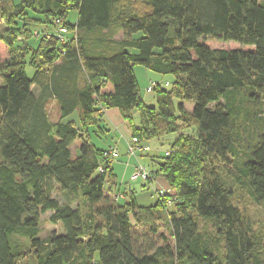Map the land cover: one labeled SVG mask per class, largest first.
Segmentation results:
<instances>
[{
    "label": "trees",
    "instance_id": "16d2710c",
    "mask_svg": "<svg viewBox=\"0 0 264 264\" xmlns=\"http://www.w3.org/2000/svg\"><path fill=\"white\" fill-rule=\"evenodd\" d=\"M9 4L0 10L11 17L0 34V264H264V235L236 193L264 205V0H0ZM72 11L75 26L66 22ZM56 20L67 29L63 42ZM207 39L253 50H212ZM134 67L172 77L145 88L156 83L155 107L140 96ZM109 109L142 144L186 123L195 129L152 158L147 182L128 180H166L169 194L155 193L152 206L119 183V154L104 156L116 146L93 143L108 133ZM74 112L80 129L62 123ZM46 212L62 233L40 240ZM159 223L173 248L137 251L134 230L157 236Z\"/></svg>",
    "mask_w": 264,
    "mask_h": 264
},
{
    "label": "rangeland",
    "instance_id": "374dc122",
    "mask_svg": "<svg viewBox=\"0 0 264 264\" xmlns=\"http://www.w3.org/2000/svg\"><path fill=\"white\" fill-rule=\"evenodd\" d=\"M2 7L4 9V12L6 9L11 11V5L10 4L9 5H0V10L2 9ZM77 15H78V13L76 11L69 12L67 17H66V22L71 26H75L76 21H77ZM2 17H4V16H2ZM2 17L0 14V34L8 35L9 25H8L7 21L11 22V17L8 20H6ZM204 44L212 50H237V49H244L247 51L253 50L252 47H241L238 44L233 43V42L221 43V42L214 41L212 39L205 40ZM38 46H39L38 40H32V39L28 40V49L31 50L32 52H35L37 50ZM31 55H32L31 53H28L24 57L25 64H26V68L24 71H25V74L27 75L28 78H32V76L34 74V69L30 66V62H29ZM144 73L151 75V78L155 77V74L147 71L146 69H144L142 67H135V76H136V79H137V82L139 85V89H140L139 94L142 97V99H144V102L146 103L147 106L155 107L156 106V92L148 93L145 91V88L147 87L146 85L148 84L150 79L147 78L146 76H144ZM158 79H160L162 81H167L169 83L172 82V80H173L172 77H170V76H167L165 78L160 77ZM165 89L168 90L169 88H165ZM175 104H178V101H175ZM259 116L264 118V102H263V107L261 109V113L259 114ZM195 134H196L195 129L192 128L190 126V124H187V123L183 124L181 126V130L179 133L168 136V137H166L165 140H163V142H161V147H160V149L162 150L161 152L168 151L170 148V144H172L174 141H176V139L186 138V137L191 139V138L195 137ZM152 145H154V144H152ZM152 145H150V146H152ZM153 151H155V150L151 148V152L148 153V156H142V157H139V159H138V163H140L146 169H148V168L152 169V165H151L152 158L151 157H156V159H155L156 161H160V158L163 157L162 154H155ZM118 152H119V150H118ZM129 158H130V161L132 164H137V162H135V158H132V157H129ZM126 160L127 159L125 157L121 156V158L117 159L114 162L113 168L115 169L116 176H118V175L121 176L120 170L123 171L124 167L127 165ZM153 168H155V164H153ZM222 176H223L225 183L228 186L234 187V186H232L231 182L229 181L227 174L224 172V169L222 172ZM119 179L121 181V177H118V180ZM125 187H127L132 192L133 197L139 206L149 207V206L154 205L157 202V198L155 197V195L153 193V186L143 187L140 185V183H133V184L127 183V185H125ZM105 188H106V185H105ZM163 193L169 194L168 191L167 192L163 191ZM236 193H237V197H238L237 198V203H238L237 205H241V207L244 209L247 216H249V218L251 219V221L254 225V229L261 231L264 235V205L253 202L243 192L236 191ZM53 197L60 203L64 202V198L60 192H54ZM50 215H51V212H46V213L40 215V220H39L40 233L38 236L40 240H46L53 234L59 235L62 233V229H61V226L59 224H51L50 223V221H49ZM130 223L134 227V223H133L132 219H130ZM158 227H159V230H158L157 236H153L152 234L146 232V230H143L142 228H136L134 230V238H135L134 245H135V248L137 249V251L143 253V252H146V251H144L145 249L150 250V248H154V247L160 246L162 244H167L171 248H173V241L170 238V235L168 234L166 228H164L163 225L160 223L158 224ZM207 227H208V229H207L208 232H210L211 226H207ZM160 235H162L164 240L159 238ZM263 241H264V238H263ZM12 242L20 244V245L25 246V247H28V241L23 239V238L13 237ZM220 253H222V252L220 251L219 254ZM263 257H264V250H263ZM20 264H34V261L32 260L31 257H28L27 259H25Z\"/></svg>",
    "mask_w": 264,
    "mask_h": 264
},
{
    "label": "crops",
    "instance_id": "0c3cea01",
    "mask_svg": "<svg viewBox=\"0 0 264 264\" xmlns=\"http://www.w3.org/2000/svg\"><path fill=\"white\" fill-rule=\"evenodd\" d=\"M133 72L135 75V67L133 69ZM144 76H146L147 78L150 79L149 82L160 80V79H158L159 77L156 75H155V77L151 78V75L144 73ZM102 115H103L102 120L104 121L103 125L106 127V130H108V133L105 136L100 135L98 138L92 139L93 143L95 145H98L102 149H107L108 147L113 146V145L117 147V149L119 150V158H121V156H123L127 159L126 160L127 165L124 167L123 171L120 170L121 176L118 175V177H121V181H120V179L118 181H120L119 183H121L122 185H127V183L132 184V183L128 182V179H129V176L133 173L134 167L136 166V164H132L130 161V158L127 156V146H128V143L131 139L130 131H129L127 125L125 124V122L122 120L117 109L104 110L102 112ZM62 123L63 124L73 123L74 125L77 126L78 129H80L79 128V113L74 112L71 116H69L68 118L63 120ZM85 138H86V136H85ZM165 139L166 138H161L159 140H155L153 142H149L146 144L148 145V147H150V149L152 148L155 150V151H153L155 154H162V152H161L162 150L160 149V147H161V142H163V140H165ZM151 143L154 145H152ZM150 145H152V146H150ZM78 146H79V142H75L72 145L74 155H75V150L78 148ZM142 156H148V155H138V159H139V157H142ZM151 158L156 159V157H151ZM138 159L137 160L135 159V162L138 163ZM153 164H154V162H153V160H151L152 169H154ZM113 166H114V163L112 164V167ZM148 169L151 170V168H148ZM114 172H115V169H114ZM140 185L142 186V184H140ZM151 186H153L154 195L158 191L170 192V189H169V186H168L166 180L162 177L155 178Z\"/></svg>",
    "mask_w": 264,
    "mask_h": 264
},
{
    "label": "built area",
    "instance_id": "2783aa9c",
    "mask_svg": "<svg viewBox=\"0 0 264 264\" xmlns=\"http://www.w3.org/2000/svg\"><path fill=\"white\" fill-rule=\"evenodd\" d=\"M54 25L58 27V33L56 34V38L59 42L64 41V35L67 33L66 27L63 26L60 20L54 21ZM44 37L49 38L48 35H44ZM156 87V83H151V85L147 88V92H151ZM149 152V148L146 144L139 143L136 139H130L127 146V156L128 157H136L138 154H144ZM118 149L116 147L110 148L104 156L109 159H116L118 157ZM150 178L149 171L142 166L141 164H136L134 167L133 173L129 176L130 182H147Z\"/></svg>",
    "mask_w": 264,
    "mask_h": 264
}]
</instances>
